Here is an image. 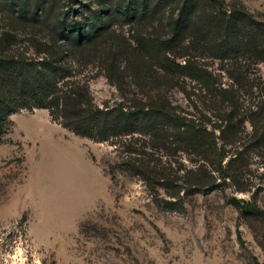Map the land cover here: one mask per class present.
Returning <instances> with one entry per match:
<instances>
[{
	"label": "rangeland",
	"instance_id": "1",
	"mask_svg": "<svg viewBox=\"0 0 264 264\" xmlns=\"http://www.w3.org/2000/svg\"><path fill=\"white\" fill-rule=\"evenodd\" d=\"M42 1L54 16L64 13L68 20L87 22L86 28L92 22L109 25L93 43L64 50L67 79L86 82L95 104L118 108L163 98L196 123L199 111L208 112L210 119L198 124L213 132L223 157L220 165L206 162L208 152L214 155L211 149L196 151L170 138L157 122H138L97 141L62 126L47 108H20L0 125V264H264V218L242 217L228 203L232 196L251 200L264 214V154L249 150L246 166L230 165L242 147L223 141L214 129L224 123L218 119L224 112L219 113V98L209 99L196 80L165 73L158 65L164 55L180 64L187 59L189 54L156 46L154 39L169 38L165 23L193 2ZM144 1L155 13L124 15V6ZM216 2L223 12L244 13L242 29L252 23L264 29V0H196L189 21L206 20L202 8ZM9 4L0 0V36L9 33L17 53L39 57L28 38L47 39L51 32L33 33ZM211 28L210 36L218 37ZM193 59L211 72L216 86L228 88L226 61L207 55ZM238 60L250 68V78L264 83V61ZM250 92L241 94L243 107L259 100L255 87ZM245 130H251L247 122ZM221 173L231 177L221 180ZM212 182L219 187L197 190L198 183Z\"/></svg>",
	"mask_w": 264,
	"mask_h": 264
},
{
	"label": "trees",
	"instance_id": "2",
	"mask_svg": "<svg viewBox=\"0 0 264 264\" xmlns=\"http://www.w3.org/2000/svg\"><path fill=\"white\" fill-rule=\"evenodd\" d=\"M190 1L193 3H184L177 16L165 23L170 33L169 38L154 39L156 46H163L167 50L178 48L189 55L183 64L176 62L169 55H164L158 64L159 68L168 74L180 72L196 80L209 99L219 98L217 101L222 110L219 113L224 112L218 119L224 123L214 129L220 131L219 137L223 141H229L231 145L238 143L239 147H242L235 152L229 164L237 161V166H246L249 150H256L262 156L264 154V83L259 78V81H255L254 76L250 78V68L245 62L242 65L238 59L251 57L253 63L264 61V29H255V23L245 24L242 29L244 13L235 8L229 13L225 10L223 12L218 2L202 8L206 20L200 24H192L188 13L192 5L197 6L198 3H195L196 0ZM9 2V9L14 11L16 17L33 33L47 28L51 34L47 39H40L36 35L28 38L29 45L41 54L37 58H28L17 53L13 45L14 37L9 33L4 32L0 36V46L5 47L0 52V125L9 122V115L20 108H47L51 117L58 120L62 126L78 135L104 141L122 134L124 129L133 127V124L152 121L164 124L168 128L170 138L182 141L184 145L191 146L196 151L202 146L211 149L214 155L208 152L204 160L221 164L223 147L216 146L213 132L201 129V124H198L210 119L208 112L198 110L199 118L196 123L181 116L171 103L163 98L139 100L129 107L99 106L94 103L86 82L67 79L70 70L64 61V50L70 47L83 48L93 43L95 37L109 27L108 24L100 26L99 22H92L89 28H86L87 22L68 20L64 13L58 12V15L54 16L49 5L46 6L42 0L33 4L27 0ZM146 4L145 1L142 6L127 4L123 7L124 15L134 17L139 10L146 11V15L155 13L150 12L152 9H147ZM211 27L217 28L218 37L210 36ZM187 37V43L181 44ZM196 55H207L227 62L225 71L230 79L228 88H220L214 84L211 72L193 59ZM253 87L258 90L259 100L253 104L246 102L243 107L241 94L250 95ZM246 122L251 127L247 133L246 130L244 132ZM153 126L151 125L150 129L156 130ZM218 169L223 170L219 167ZM230 177L231 175L226 173L220 174V179L224 181ZM198 185L197 190L203 193H209L219 187L214 182L209 186H204V183ZM228 203L237 208L242 217L257 214L264 218L263 212L251 200L232 196Z\"/></svg>",
	"mask_w": 264,
	"mask_h": 264
}]
</instances>
